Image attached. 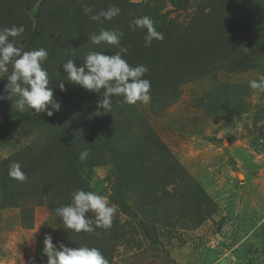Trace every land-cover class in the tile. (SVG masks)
<instances>
[{
	"label": "trees",
	"instance_id": "obj_1",
	"mask_svg": "<svg viewBox=\"0 0 264 264\" xmlns=\"http://www.w3.org/2000/svg\"><path fill=\"white\" fill-rule=\"evenodd\" d=\"M167 1L174 10L186 8L189 2ZM36 3L37 12L31 17L30 11ZM83 5L93 9L89 15L107 10L113 5L119 7L121 11L112 20L102 18L103 22L98 23L90 20L89 15L82 14L80 9L76 10L79 16H73V12L75 13L73 7L83 8ZM165 5L164 0H0V28L23 26L25 31L17 38V46L23 51L40 47L47 50L48 59L44 67L49 73V87L53 89L54 100L61 104L60 110H53L54 115L49 117L46 113L37 115L34 109L27 106L23 111L17 110L16 97H12L13 101L0 100V148L8 147L10 144L15 146L14 142L8 143L9 139L12 133L18 134L22 127L25 128L26 135L37 130L41 132L38 141L25 143L6 157L0 158V214L2 208L21 207L24 218L22 226L31 227L33 221L26 222L31 218V213L22 205L32 199L29 195L32 193L36 195L38 185L42 183L45 185L47 181L52 180L54 183L52 188L58 192L51 189L46 204L60 227L62 242L66 244L65 239H68V247H78L77 244L82 240L81 236L65 229L62 219L55 215V209L70 204L72 193L77 189L88 191L82 171L87 168V161L91 156L95 160L102 158L93 164H101L110 159L116 164V169L118 166L121 172L116 177V184L119 188H136L137 207L134 215L138 213L135 215V218L140 217L137 225L141 226L147 240L153 242L158 240L156 231L158 225L178 223V220H182L184 227L188 225L193 227L208 219L216 206L215 202L172 153L161 154L156 161L146 158L147 160L141 162L142 166L138 162L140 166H137V175L132 174L135 177H130L129 172L133 167L129 165L130 158H133L134 162L138 158L137 155L135 157L133 149L136 145H129L127 143L129 138L122 142L120 131L126 128L125 122L130 119L127 112L131 105L124 103L122 97L114 96L111 108L105 110L98 106V100L101 98L99 94L71 84L62 68L68 59L76 61L79 66L90 51L116 54L119 51L118 47L106 43L94 45L88 38L93 34H99L101 29L123 33L120 44L127 48V53L122 54V57L132 66L142 64L149 69L144 78L151 83L149 93L151 105L157 107L158 113L178 100L180 85L207 77L214 68L217 70L232 68L233 61L216 65L207 61L209 58L206 54L208 50L213 52L211 49L217 48L220 43L225 41L227 45L229 39L234 40L231 34L234 28L239 30L252 28L254 18L249 19L250 22L245 20L250 9L248 6L236 7L232 2L226 3V0H208V5L201 8L190 23L180 27L174 20L168 18L167 12L161 11ZM56 9L60 10L59 14ZM143 16L150 17L156 30L163 34V40L154 39L150 47L145 46L143 39L146 29L137 28L133 23L136 18ZM67 17L73 19L69 22L70 27H66L67 31L57 38L54 35V32H59L56 24L61 27L63 21L68 20ZM246 23L248 24L244 26ZM255 35L257 36L255 45L263 46L264 34ZM252 44L250 43V46ZM8 69V72L0 73V94L5 96L7 93L4 89L7 76L12 70L11 64L8 65ZM61 82L64 83V91L59 88ZM245 86L229 83L222 85V98L230 102L246 93L249 85ZM260 113L264 115V104ZM141 123L149 135L147 147L159 144L161 139L143 117ZM38 124L44 126L47 124L56 129L54 132L50 130L44 134L43 128L30 130L27 127ZM137 135V132L133 133V136ZM85 150L89 155L86 160L81 161L80 154ZM139 157L143 159L140 155ZM120 158L125 159V167L122 170L117 163ZM14 162L21 165L27 177L25 181L21 182L9 176L10 165ZM80 162L83 169L81 172L78 170ZM121 178L124 179V186ZM129 179L134 180L132 185L127 184ZM65 185L66 191L63 189ZM119 188L116 190L119 205L122 210L130 211L131 208L124 203V191ZM37 197L41 199L42 194L38 193ZM190 218L193 219L192 223L187 225L186 221ZM136 231L137 227L132 222H128L126 227L124 224L116 223L108 230L103 229L104 233L98 237L90 238L89 234L84 237L88 241L86 246L99 249L109 264L116 246L123 243L124 239H128L126 242H133ZM44 239L45 236L42 235L37 248L36 264H47V257L43 254Z\"/></svg>",
	"mask_w": 264,
	"mask_h": 264
},
{
	"label": "rangeland",
	"instance_id": "obj_2",
	"mask_svg": "<svg viewBox=\"0 0 264 264\" xmlns=\"http://www.w3.org/2000/svg\"><path fill=\"white\" fill-rule=\"evenodd\" d=\"M166 1L161 11L167 12L168 18L180 27L190 23L199 10L208 5V0H189L186 8L174 10ZM228 2L236 7L248 6L250 9L245 20L250 22L252 17L255 20L250 29L234 28L231 33L234 40L229 39L227 45L224 41L217 48L213 47V52L207 51V61L216 65L233 61L232 68H214L207 77L180 85L178 100L160 113L156 112V106L151 105L152 100L148 104L138 102L129 106L127 113L130 119L125 122L126 128L120 131L122 142L129 138L127 143L136 145L133 149L138 158L136 162L130 158L133 161H129V165L133 166L129 172L130 177H135L137 166L144 159L156 161L161 154L172 153L200 182L216 206L208 219L197 226L189 227L192 226L188 225L192 223L191 218L185 220L188 225L185 227L182 220L158 225V240L149 241L144 237L141 226L137 225L140 217L135 218V215L138 213L134 215L137 207L136 188H119L116 184V177L121 172L118 166L116 169V164L110 159L101 164H93L102 158L95 160L90 156L85 170L81 162L78 164L79 172L83 170L82 178L87 190L106 194L109 204L116 207L112 226L117 223L126 227L128 222H132L137 227L133 242L124 239L125 242L117 245L109 264H264V115L260 113L264 104V91L249 87L246 93L230 102L222 98V85L229 83L247 86L251 80L264 76V45L259 47L254 43L257 38L255 33L264 34V0H226ZM37 8L38 3L31 9V17L35 16ZM73 9V16H79L77 9L84 13L82 7ZM56 11L59 14L60 10ZM66 19L61 25L63 28L56 24L59 32H54V35L57 38L67 31L66 27H70L69 22L73 20L70 17ZM250 43L253 44L250 46ZM142 117L161 139L159 144L151 145V148L147 147L149 135L142 126ZM27 127L30 130L43 128L44 134L56 129L47 124ZM25 132L22 127L18 134L12 133L8 143L14 142L15 146L10 144L0 148V158L25 143L40 139L41 132L38 130L27 135ZM135 132L138 133L136 137L133 136ZM117 161L122 170L125 159ZM132 179L127 184L132 185ZM123 180L120 179L124 186ZM53 186L52 180L45 185H38L36 195L41 193L42 198H36L32 193L29 195L32 199L22 205L31 213V218L26 221H33L31 227L22 226L24 218L21 207L1 209L0 264H36L37 248L42 235H51L54 244L62 242L60 227L46 204L51 189L58 192ZM118 188L124 191V203L131 208L130 211L120 207L116 194ZM63 189L66 191V185ZM86 215L93 221L95 231L77 233L82 238L78 247L88 244L84 235L89 234L93 238L104 233L102 228L95 227V214L89 212ZM65 242L69 246L68 239Z\"/></svg>",
	"mask_w": 264,
	"mask_h": 264
},
{
	"label": "clouds",
	"instance_id": "obj_3",
	"mask_svg": "<svg viewBox=\"0 0 264 264\" xmlns=\"http://www.w3.org/2000/svg\"><path fill=\"white\" fill-rule=\"evenodd\" d=\"M86 15L93 12L88 5H83ZM120 8L115 5L107 10H101L89 15V19L98 23L103 20H112L120 13ZM137 28L146 29L143 39L146 47H150L152 41L163 40V34L155 28L154 21L143 16L133 22ZM23 26L0 28V73L8 72V65L12 70L7 76L5 93L0 94V100L15 99V107L23 111L25 107L34 109L36 114L46 113L51 117L54 111H59L61 104L54 100L53 89L49 87V73L44 67L48 59V52L40 47L31 51H23L17 46L18 37L24 33ZM123 33L101 29L99 34H93L88 39L94 45L106 43L116 46L119 51L114 55L104 52L90 51L86 54L84 62L77 66L76 61L68 59L62 68L67 74L68 81L89 92L99 94L98 106L105 110L110 109L112 98L119 96L123 102L135 105L138 102L148 104L151 100V83L144 78L149 69L145 65H130L122 54L127 53V48L120 44ZM249 87L264 91V76L258 80H251ZM59 88L64 91V83H59ZM102 93V94H101ZM13 101V100H12ZM89 153L81 152L79 159L86 160ZM9 176L18 181H25L26 174L21 165L14 162L10 165ZM95 214V227L108 230L112 226V219L116 207L109 204L106 194L100 195L93 191L77 189L72 193L71 203L55 209V215L60 217L66 229L75 233H93V221L87 217V213ZM43 254L47 257V264H108L101 251L95 247H68L62 242L53 243L51 235H46L43 241Z\"/></svg>",
	"mask_w": 264,
	"mask_h": 264
}]
</instances>
